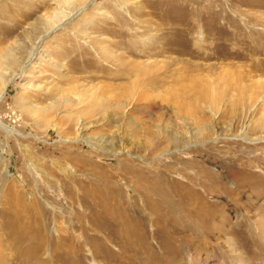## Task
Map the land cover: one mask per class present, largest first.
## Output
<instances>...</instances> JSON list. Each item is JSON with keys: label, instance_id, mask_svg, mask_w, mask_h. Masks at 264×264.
<instances>
[{"label": "rangeland", "instance_id": "1", "mask_svg": "<svg viewBox=\"0 0 264 264\" xmlns=\"http://www.w3.org/2000/svg\"><path fill=\"white\" fill-rule=\"evenodd\" d=\"M0 78V264H264V0H0Z\"/></svg>", "mask_w": 264, "mask_h": 264}, {"label": "bare ground", "instance_id": "2", "mask_svg": "<svg viewBox=\"0 0 264 264\" xmlns=\"http://www.w3.org/2000/svg\"><path fill=\"white\" fill-rule=\"evenodd\" d=\"M65 1H66L67 3L69 2V0H65ZM162 75H163V74H162ZM162 75H161V76H162ZM149 76H150V75H149ZM148 78H149V77H148ZM177 78H178V77H177ZM142 80H143V79H142ZM0 81H1L2 83L4 82V80L1 79V78H0ZM139 82H140V81H139Z\"/></svg>", "mask_w": 264, "mask_h": 264}]
</instances>
